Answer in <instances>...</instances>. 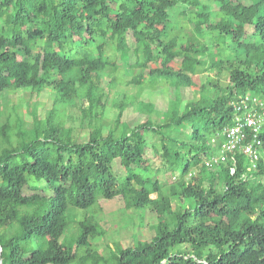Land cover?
Wrapping results in <instances>:
<instances>
[{"label":"trees","instance_id":"trees-1","mask_svg":"<svg viewBox=\"0 0 264 264\" xmlns=\"http://www.w3.org/2000/svg\"><path fill=\"white\" fill-rule=\"evenodd\" d=\"M213 70L228 83L198 88ZM123 75L137 92L110 122ZM157 88L175 92L160 123L142 100ZM24 89L51 90L55 105L0 122V264H264V132L257 171L241 153L206 166L224 154L234 105L264 103V0H0V98ZM130 107L146 120L124 122ZM117 198L156 223L106 258L94 211Z\"/></svg>","mask_w":264,"mask_h":264},{"label":"rangeland","instance_id":"rangeland-1","mask_svg":"<svg viewBox=\"0 0 264 264\" xmlns=\"http://www.w3.org/2000/svg\"><path fill=\"white\" fill-rule=\"evenodd\" d=\"M244 5H250L252 0H240ZM214 9L218 7L215 5ZM185 8L180 6L179 8L172 10L171 16L175 20V16ZM132 39L129 38V43ZM131 61V60H130ZM125 62V67L127 66ZM207 74L198 75L194 77V82L199 88L203 83L210 81H218L219 86L224 87L228 83V79L225 76L217 75L215 70ZM124 76V75H123ZM130 80V77H123V80L119 82L120 89L116 92L114 90L110 97L106 99L107 108L105 115L107 121H114L119 113V103L124 98V93H128L131 96L136 94V89L126 86V82ZM110 81V77L106 74L103 75L102 86L106 88ZM126 91V92H124ZM182 98L185 101H192L199 96L197 88H182ZM143 101L153 102L155 104V112L150 116L153 122L160 123L164 120V117L168 110V104L175 97L174 89L165 90L157 88L156 91L145 90L142 95ZM55 105V94L51 90H45L40 94L32 93L30 89L24 90H7L0 98V122L4 124L11 118V113H16L13 116L12 121L15 122L16 117H22L26 122H30L32 119L31 111L35 110L40 118H45L50 111L53 110ZM87 106V103L86 105ZM75 108L70 107L66 111L67 119L70 120L71 113L76 112ZM147 116L140 113L136 107H130L123 117V121L130 125H138L146 120ZM27 127V126H26ZM156 161V160H154ZM158 164V163H157ZM115 170L118 174H122V168L118 162L115 163ZM174 181V179L172 180ZM264 183V179H262ZM101 210L94 211V217L97 222L105 230V235L102 238L95 240L96 247L99 252L106 258L111 254V251L115 248L116 243H121L124 247H129L131 244L137 241L139 236L150 240L153 237V231L150 226L156 223L155 214L148 209L127 211L124 209V204L121 198H117L112 202H100ZM144 221V227H141L140 222ZM183 249V248H182Z\"/></svg>","mask_w":264,"mask_h":264},{"label":"built area","instance_id":"built-area-1","mask_svg":"<svg viewBox=\"0 0 264 264\" xmlns=\"http://www.w3.org/2000/svg\"><path fill=\"white\" fill-rule=\"evenodd\" d=\"M239 115L236 116L235 125L227 129L221 157H213L206 162L210 167L212 163L225 161L228 154L236 156L243 154L249 161V171L257 169V163L261 159V135L264 132V103L259 99L246 98L234 105ZM225 152H227L225 154ZM234 166L236 165L233 160ZM235 169L233 170V172Z\"/></svg>","mask_w":264,"mask_h":264},{"label":"clouds","instance_id":"clouds-1","mask_svg":"<svg viewBox=\"0 0 264 264\" xmlns=\"http://www.w3.org/2000/svg\"><path fill=\"white\" fill-rule=\"evenodd\" d=\"M263 134V133H262ZM261 140H262V135H261ZM262 142H263V140H262ZM246 158V157H245ZM257 168H258V166H257ZM254 171H257V169L256 170H254ZM254 171H252V172H254Z\"/></svg>","mask_w":264,"mask_h":264},{"label":"water","instance_id":"water-1","mask_svg":"<svg viewBox=\"0 0 264 264\" xmlns=\"http://www.w3.org/2000/svg\"><path fill=\"white\" fill-rule=\"evenodd\" d=\"M0 252H1V249H0Z\"/></svg>","mask_w":264,"mask_h":264}]
</instances>
